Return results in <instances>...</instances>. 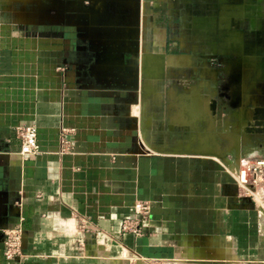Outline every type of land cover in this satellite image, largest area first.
Returning a JSON list of instances; mask_svg holds the SVG:
<instances>
[{
    "label": "crops",
    "instance_id": "crops-1",
    "mask_svg": "<svg viewBox=\"0 0 264 264\" xmlns=\"http://www.w3.org/2000/svg\"><path fill=\"white\" fill-rule=\"evenodd\" d=\"M153 4L177 14L188 48L160 63L141 48V28L106 21L84 0H0V264H264V185L251 196L242 167L185 151L187 128L162 118L159 80L174 74L176 119L255 127L264 0ZM20 125L37 127L41 153L27 160ZM64 130L73 150L62 154ZM257 131L237 135L239 163L264 159ZM138 201L152 211L135 238L121 227ZM20 218L23 259L9 261L1 236Z\"/></svg>",
    "mask_w": 264,
    "mask_h": 264
},
{
    "label": "rangeland",
    "instance_id": "rangeland-1",
    "mask_svg": "<svg viewBox=\"0 0 264 264\" xmlns=\"http://www.w3.org/2000/svg\"><path fill=\"white\" fill-rule=\"evenodd\" d=\"M155 1L156 0H84L92 12L101 15L106 21L123 26L132 25L141 28L144 36L143 41L140 43V46H142L141 48L146 51L145 53L151 55L150 57L154 58L152 62L158 61L160 63L166 58L165 55L184 53L188 48L186 47L187 45H183L179 41L181 26L177 14L170 12L161 14L156 5L153 4ZM158 27L164 29L166 33V40L164 42L156 40V37L161 32ZM161 50L163 51L162 53ZM169 71L170 70L166 69V72H164L159 79L165 84L164 91H160V94L163 93V100L165 101V103H160L163 105L160 111L164 116L162 118L169 124H179L187 128L185 131L186 137L183 138L184 142L182 144L184 150L224 159L231 164L234 172H237L238 167H243L246 163L256 160L253 156L250 157L246 154L244 155L246 158L242 157L241 160L243 161L239 163L237 152H235L237 151L238 143H240L237 135L245 134V132L249 133L250 131L248 129L253 126L251 121L245 120L244 122L240 117L199 116L177 117V119L172 117L174 91L170 88H173L174 74ZM142 81L145 82L144 77ZM142 87L145 92V84L142 85ZM144 92L143 94H145ZM221 98H224V95L221 96ZM204 109H207V104ZM210 148H212L213 151H211ZM228 151H230V153H228ZM259 189L260 187L258 191ZM262 195L261 208L264 212V191Z\"/></svg>",
    "mask_w": 264,
    "mask_h": 264
},
{
    "label": "built area",
    "instance_id": "built-area-1",
    "mask_svg": "<svg viewBox=\"0 0 264 264\" xmlns=\"http://www.w3.org/2000/svg\"><path fill=\"white\" fill-rule=\"evenodd\" d=\"M14 134L21 141V155L27 160L41 153L38 143V132L36 125H20L14 128ZM68 130H64L61 137L60 152L70 153L73 150L72 142L67 139ZM238 179L242 186L247 187L246 193L254 195L253 188L264 185V159L259 158L246 163L238 171ZM152 205L148 201H138L134 206V212L122 222L121 231L135 238L143 235L144 223L151 217ZM19 223L3 232L4 257L9 261H21L23 259V235L24 231ZM83 244V243H81Z\"/></svg>",
    "mask_w": 264,
    "mask_h": 264
},
{
    "label": "water",
    "instance_id": "water-1",
    "mask_svg": "<svg viewBox=\"0 0 264 264\" xmlns=\"http://www.w3.org/2000/svg\"><path fill=\"white\" fill-rule=\"evenodd\" d=\"M239 103H240V99L237 97L235 100H234V103H233V107H237L239 106ZM210 109L213 113H215L217 111V100H213L211 105H210ZM257 114L259 113H263L264 114V111L262 112H259V111H256ZM255 120H256V123H255V127H258V129H255L254 126H252L251 128H249L248 130L250 132H254V130H258L257 132L258 133H262L264 132V116L262 117H255ZM3 237V235L1 236Z\"/></svg>",
    "mask_w": 264,
    "mask_h": 264
}]
</instances>
